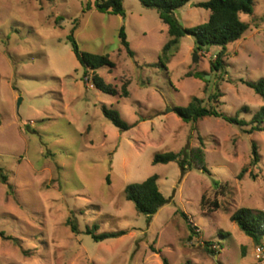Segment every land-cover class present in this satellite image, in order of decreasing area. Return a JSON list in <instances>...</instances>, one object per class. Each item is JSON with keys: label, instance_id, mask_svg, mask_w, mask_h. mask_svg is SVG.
<instances>
[{"label": "rangeland", "instance_id": "obj_1", "mask_svg": "<svg viewBox=\"0 0 264 264\" xmlns=\"http://www.w3.org/2000/svg\"><path fill=\"white\" fill-rule=\"evenodd\" d=\"M206 1L176 11L184 27L209 19V10L193 6ZM94 2L0 0V167L9 177L0 181V232L12 237L0 236V264H261L259 245L231 217L241 208L264 213V132L214 117L186 123L174 109L198 97L250 122L264 107L243 82L264 78V0L241 15L250 30L228 46L217 72L211 62L221 48L196 50L189 35L165 69L159 56L170 37L156 9L124 0L123 17L99 12ZM122 27L134 57L121 43ZM72 33L80 51L115 63L98 72L118 96L85 81ZM104 106L132 127L116 128ZM183 149L198 151L206 169L153 163ZM153 175L168 203L149 220L125 191ZM94 225L97 234L127 233L96 242L86 233Z\"/></svg>", "mask_w": 264, "mask_h": 264}, {"label": "trees", "instance_id": "obj_2", "mask_svg": "<svg viewBox=\"0 0 264 264\" xmlns=\"http://www.w3.org/2000/svg\"><path fill=\"white\" fill-rule=\"evenodd\" d=\"M141 4L148 9H156L160 14V18L164 24L168 26L169 40L165 43L159 56L160 63L167 68L172 58L177 53V45L180 39L184 36H193L195 38L196 50L202 51L211 47H219L216 59L211 62L212 71H221L224 69V58L227 48L230 44L236 43L244 38L250 30V25L241 19V15H252L254 13V0H209L206 2L193 3V6L204 8L210 11L209 19L194 27H184L176 17V11L191 3L193 0H139ZM94 7L101 13L114 14L125 16L124 0H95ZM91 5L88 9H91ZM119 37L122 45L125 47L127 54L134 57L135 53L132 50L125 28L122 27L119 32ZM73 51L84 69L85 81H91L93 86L105 94L118 96L119 93L114 86L107 83L99 74L102 67H108L109 70L115 68V63L110 59L108 54H94L80 51L78 44L72 33L69 37ZM197 78H201L209 82L202 74H195ZM248 87L253 89L258 95L264 97V78L255 81H243ZM128 82L122 87V95L126 98L130 97L131 93L128 90ZM219 94L212 95V101H217ZM177 115L186 123L194 124L206 117L221 118L226 122L244 127L251 125L247 130L248 133L264 132V107L256 112L251 121L247 122L241 119L239 115L235 117L227 116L220 112L215 106H206L204 101L198 97H193L186 106L175 107ZM247 110V109H243ZM105 117L119 130L127 131L132 126L127 123L116 109L103 107ZM252 165L259 163V153L254 144ZM198 151H187L185 149L180 152H167L157 154L154 157V164H168L176 162L182 168L183 173H186L192 167L197 169H206L204 164L198 162ZM208 171V170H206ZM245 172H241L240 176ZM9 177L4 169L0 167V181L3 184H8ZM159 176L153 175L142 183L130 184L126 187L127 199L135 204L139 214H143L150 220L156 215L163 206L168 203L167 198L161 192L158 185ZM10 186V185H9ZM216 188H221L219 181L215 182ZM227 187V185H225ZM225 193V192H224ZM201 207H205V196L202 197ZM213 207L218 209L219 203L215 201ZM182 217L188 221V217L184 212H181ZM239 228L257 244L261 245L264 240V213H254L251 209L241 208L233 213L231 217ZM76 231L77 227L72 226ZM99 227L94 225L92 229H87L86 233L91 235L96 242H101L110 238H118L127 233V231L105 232L97 234ZM194 231V227H190ZM194 233V232H193ZM0 236L6 239L4 232H0ZM211 246V243H207ZM165 263H167L165 261Z\"/></svg>", "mask_w": 264, "mask_h": 264}, {"label": "built area", "instance_id": "obj_3", "mask_svg": "<svg viewBox=\"0 0 264 264\" xmlns=\"http://www.w3.org/2000/svg\"><path fill=\"white\" fill-rule=\"evenodd\" d=\"M259 257L261 258V264H264V246L259 245L256 249Z\"/></svg>", "mask_w": 264, "mask_h": 264}, {"label": "water", "instance_id": "obj_4", "mask_svg": "<svg viewBox=\"0 0 264 264\" xmlns=\"http://www.w3.org/2000/svg\"><path fill=\"white\" fill-rule=\"evenodd\" d=\"M195 61H197V57H196V55H195Z\"/></svg>", "mask_w": 264, "mask_h": 264}]
</instances>
